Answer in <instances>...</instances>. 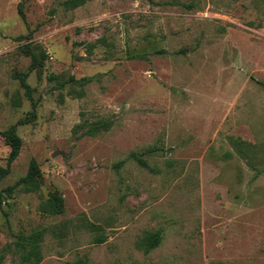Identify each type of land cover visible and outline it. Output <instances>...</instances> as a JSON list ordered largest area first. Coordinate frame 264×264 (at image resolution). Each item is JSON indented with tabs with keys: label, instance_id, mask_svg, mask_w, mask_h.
Here are the masks:
<instances>
[{
	"label": "rangeland",
	"instance_id": "rangeland-1",
	"mask_svg": "<svg viewBox=\"0 0 264 264\" xmlns=\"http://www.w3.org/2000/svg\"><path fill=\"white\" fill-rule=\"evenodd\" d=\"M63 1L0 0V264H264V0Z\"/></svg>",
	"mask_w": 264,
	"mask_h": 264
},
{
	"label": "trees",
	"instance_id": "trees-1",
	"mask_svg": "<svg viewBox=\"0 0 264 264\" xmlns=\"http://www.w3.org/2000/svg\"><path fill=\"white\" fill-rule=\"evenodd\" d=\"M86 0H64L63 5L66 8H74L81 4H83ZM34 67V63H32L31 68ZM24 83V82H23ZM25 84V83H24ZM14 127H11L7 130H1L0 135L4 136L5 142L10 146V154L8 161H12L19 152L20 149V138L14 134ZM9 166L5 168L0 167V179L8 174ZM40 175V170L37 162L35 160L31 161L29 170L25 176H23L16 184H21V189L25 192L37 191L40 186V181L38 179ZM40 210L47 213H61L63 211V198L59 193L53 194L52 196L46 198L40 205ZM24 239H30V236H25ZM99 239H102L100 237ZM144 241L146 242V250L156 246L160 242V236L158 232L149 234L145 236ZM19 245L24 247L28 242L23 243V240H19ZM30 250L27 252L23 258L26 260L29 259L30 256L34 255L36 258V262L39 261V250L37 248V239L31 238L30 242ZM36 247V248H35ZM1 261V260H0ZM35 262V263H36ZM74 264H83L81 262H75Z\"/></svg>",
	"mask_w": 264,
	"mask_h": 264
}]
</instances>
